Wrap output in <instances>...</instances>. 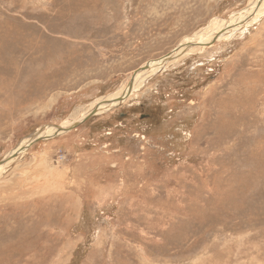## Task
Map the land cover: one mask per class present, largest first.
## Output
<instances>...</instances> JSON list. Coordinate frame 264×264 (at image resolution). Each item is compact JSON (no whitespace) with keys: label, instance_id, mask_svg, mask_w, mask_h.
I'll list each match as a JSON object with an SVG mask.
<instances>
[{"label":"rangeland","instance_id":"rangeland-1","mask_svg":"<svg viewBox=\"0 0 264 264\" xmlns=\"http://www.w3.org/2000/svg\"><path fill=\"white\" fill-rule=\"evenodd\" d=\"M254 1L0 0V162L182 42L235 29L0 168V264H264Z\"/></svg>","mask_w":264,"mask_h":264},{"label":"bare ground","instance_id":"bare-ground-1","mask_svg":"<svg viewBox=\"0 0 264 264\" xmlns=\"http://www.w3.org/2000/svg\"><path fill=\"white\" fill-rule=\"evenodd\" d=\"M257 2H258V0H255L253 3H254V5L253 6H255V4H257ZM258 11H260V10H258ZM239 15H237L236 17H238ZM231 17H229L227 20H229ZM247 22H242V24L243 25H245ZM238 25V24H237ZM227 27H229V26H227ZM227 27H225V29L227 28ZM225 29H222V30H224L223 32H225V33H223V34H220V35H218L219 34V32H221L222 33V31H221V29L220 28H214V29H212L211 31H205V32H201L200 34H197L194 38H191L190 40H187V41H184V42H182L181 44H180V46H179V48L176 50V52L174 53V54H172V56L170 57V59H167V60H165V58L164 59H157V60H154V61H150L149 63H147V69L146 70H144V71H139V72H137V73H135V75H134V77H133V81H132V88H131V90H130V93L134 90V89H136L138 86H137V84L139 85L140 83H142V82H140V79H142V78H144V77H147V76H150V75H152V74H154V73H156L157 71H159L163 66H164V64H166L167 62H169L170 60L172 61L173 59H176L177 58V56L178 55H180V54H182L183 52H187L189 49H192V48H195V47H204L203 45H206V44H208L209 43V41L214 37V36H218V37H220V39H222L221 37L223 36L224 37V39L225 38H227L229 35H232V33H233V31L235 30V29H233V30H225ZM237 29V28H236ZM235 32V31H234ZM217 37V38H218ZM213 39H215V38H213ZM212 39V40H213ZM211 40V41H212ZM210 41V42H211ZM189 43H194V44H196V45H201V46H195V47H191V48H184L183 46H185L186 44H189ZM144 79H146V78H144ZM137 86V87H136ZM127 92H128V87L127 88H125L123 91H120L119 93H117V94H115V95H112V96H109L108 98H105V99H103V100H101V101H99L94 107L93 106H91V109L93 110V109H95L96 108V114H98V112L99 111H107V110H109L110 108H112V107H115L114 105H116L117 103H120V102H117V99L118 98H120V97H122V96H124L125 97V99L129 96H127ZM124 99V100H125ZM123 100V101H124ZM91 110V111H92ZM89 112H90V110H89ZM85 118V117H84ZM81 119V118H80ZM79 119V120H80ZM81 120H83V119H81ZM57 127H59V129H63V128H66V127H68V125H64L63 127L62 126H51V127H45V128H43V132H42V134H40V137H43L44 136V138L45 137H49L50 136V138H53V136L51 135V134H55V133H57ZM37 132V131H36ZM52 136V137H51ZM31 140L30 139H25L24 141H22V143H21V148L22 147H25L26 146V144H28L29 142H30ZM20 147H18L15 151H14V153H16V152H18V155L20 154L21 155V148ZM27 149V148H26ZM23 152V151H22ZM14 153H12V154H14ZM12 154H10V155H12ZM10 155L8 156V157H10ZM6 164H4V165H1L0 166V168H2V167H4Z\"/></svg>","mask_w":264,"mask_h":264},{"label":"water","instance_id":"water-1","mask_svg":"<svg viewBox=\"0 0 264 264\" xmlns=\"http://www.w3.org/2000/svg\"><path fill=\"white\" fill-rule=\"evenodd\" d=\"M213 42H215V39H213L211 42H209L208 44L203 45V46H210V44H212ZM195 46H201V45H196V44H194V43H193V44H192V43H189V44H186V45L183 46V47L188 49V48L195 47ZM177 49H178V48H176L171 54H168L167 56H165V57H163V58H165V60L170 59V57L172 56V54H173ZM146 69H147V64L144 65L143 67H141L140 69H138L137 72H139V71H144V70H146ZM137 72H135V73H137ZM135 73L133 74V76H132V78H131V80H130V82H129V84H128V92H127V96L130 94V90H131V88H132V81H133V77H134ZM124 99H125V97L122 96V97H120V98L117 99V102H122ZM95 114H96V108L93 109L92 111H90V113H89L87 116H85V118H83V120H81V121H77L76 123H74V124L71 125V126H68V127H66V128H63V129H59V127H57V133L53 134L52 136L55 137V136L59 135V133H60V134H65V133H67V132H70L71 130H73L74 128H76L77 126H79L83 121L87 120L88 118H91V117L94 116ZM42 132H43V129H42V128H41L40 130H38L37 132H35V133L30 137V140H31V141H30L28 144H26L25 148H27L29 145L33 144V143H34L35 141H37V140H40V139H47V137L44 138V136H43V137H40V134H41ZM52 136H51V137H52ZM48 138H50V137H48ZM25 148H21V150H23V149H25ZM17 155H18V152H16V153L10 155V157L5 158L4 160H2V161L0 162V166L6 164V163H8L10 160L16 158Z\"/></svg>","mask_w":264,"mask_h":264},{"label":"flooded vegetation","instance_id":"flooded-vegetation-1","mask_svg":"<svg viewBox=\"0 0 264 264\" xmlns=\"http://www.w3.org/2000/svg\"><path fill=\"white\" fill-rule=\"evenodd\" d=\"M141 117H142L141 119H145V117H146V116H144V115H141Z\"/></svg>","mask_w":264,"mask_h":264}]
</instances>
